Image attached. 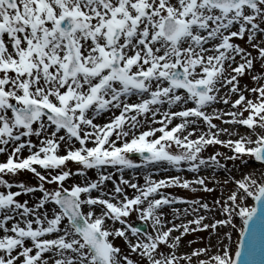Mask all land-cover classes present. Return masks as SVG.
Returning a JSON list of instances; mask_svg holds the SVG:
<instances>
[{
    "label": "snow or ice",
    "instance_id": "obj_1",
    "mask_svg": "<svg viewBox=\"0 0 264 264\" xmlns=\"http://www.w3.org/2000/svg\"><path fill=\"white\" fill-rule=\"evenodd\" d=\"M0 264H264V0H0Z\"/></svg>",
    "mask_w": 264,
    "mask_h": 264
}]
</instances>
